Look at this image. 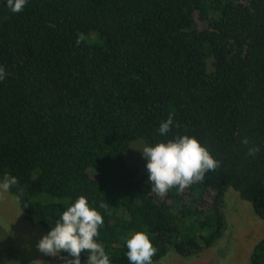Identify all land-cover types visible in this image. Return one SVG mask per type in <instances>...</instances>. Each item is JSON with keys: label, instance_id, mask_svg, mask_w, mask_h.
<instances>
[{"label": "trees", "instance_id": "trees-1", "mask_svg": "<svg viewBox=\"0 0 264 264\" xmlns=\"http://www.w3.org/2000/svg\"><path fill=\"white\" fill-rule=\"evenodd\" d=\"M0 66V180L17 177L8 190L46 233L83 195L112 264L136 231L156 263L216 245L230 192L264 219V0H0ZM170 114L167 138L196 136L219 166L160 195L125 155L165 139ZM251 254L264 264V236Z\"/></svg>", "mask_w": 264, "mask_h": 264}, {"label": "clouds", "instance_id": "clouds-1", "mask_svg": "<svg viewBox=\"0 0 264 264\" xmlns=\"http://www.w3.org/2000/svg\"><path fill=\"white\" fill-rule=\"evenodd\" d=\"M2 2L12 13H19L24 10L28 0ZM6 75V70L0 66V81ZM175 126L174 118L170 114L160 123L158 129L159 136L165 139L135 148L146 160L150 190L160 195L173 187L182 190L196 181H201L207 172L219 166V161L196 136L174 135L167 138V134ZM244 143L247 144V140ZM257 151L259 148H250L249 155H255ZM17 182L16 176L6 174L0 180V189L8 190ZM103 225V215L94 202L90 203L88 197L81 195L60 213L54 226L41 237L37 247L51 257L67 253L71 257L68 264H81L82 252L86 253V264H112L103 243L97 239ZM125 246L129 264H152L156 248L147 231L130 232L125 238Z\"/></svg>", "mask_w": 264, "mask_h": 264}, {"label": "rangeland", "instance_id": "rangeland-1", "mask_svg": "<svg viewBox=\"0 0 264 264\" xmlns=\"http://www.w3.org/2000/svg\"><path fill=\"white\" fill-rule=\"evenodd\" d=\"M144 144L147 143L143 139L135 140L125 156L130 165L140 167L141 176L148 181L146 160L135 149ZM226 211L229 226L216 245L191 258L171 253L152 264H250L253 249L264 236V219L234 191L228 196ZM45 234L22 211L17 197L0 189V264H68L70 259L61 255L51 257L38 249L37 244ZM81 264H86V260H81Z\"/></svg>", "mask_w": 264, "mask_h": 264}]
</instances>
